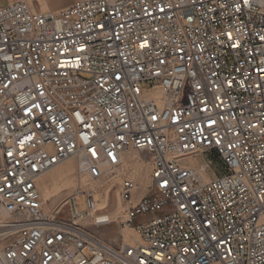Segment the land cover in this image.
I'll return each instance as SVG.
<instances>
[{
    "label": "built area",
    "instance_id": "built-area-1",
    "mask_svg": "<svg viewBox=\"0 0 264 264\" xmlns=\"http://www.w3.org/2000/svg\"><path fill=\"white\" fill-rule=\"evenodd\" d=\"M0 1V264H264V0ZM130 151L150 184L123 179L118 220L93 190L43 207L56 166L98 181Z\"/></svg>",
    "mask_w": 264,
    "mask_h": 264
},
{
    "label": "rangeland",
    "instance_id": "rangeland-1",
    "mask_svg": "<svg viewBox=\"0 0 264 264\" xmlns=\"http://www.w3.org/2000/svg\"><path fill=\"white\" fill-rule=\"evenodd\" d=\"M29 5L33 7L34 10L41 11H58L61 10L73 2L78 0H25ZM65 2L69 1L67 4L59 7H55L52 2ZM4 3L0 1V6H3ZM44 5L46 8H44ZM84 78H88V76H82ZM134 159L133 162H127L124 157L122 166L114 173L110 174L111 179L108 182H103L101 180L94 181L87 177H83L82 180L76 181L77 168L76 163L73 159H69L60 165L56 166L46 174H44L37 182V187L40 192L43 207L50 211L56 206H60L65 202V199L74 193L78 187L81 186L82 190H93L95 192V197L97 196V209L98 204H103V200L106 201V205L102 209H98L99 211H104L109 214L110 218H115L121 211L118 217H122V212L125 209L123 202L119 196V186L123 179H131L136 183L135 192L138 194H144L148 189L150 184V168L147 157L136 151H130V153ZM137 159H140V164L136 165ZM197 160L202 162V158L198 157ZM192 164L196 163V160L190 161ZM57 170H62L65 172V176L62 178H56ZM123 170V171H122ZM54 174V175H53ZM75 206L77 212L82 213L87 211V203L86 196L83 193H79L75 196ZM66 212H63L65 215ZM161 212H157L155 215H161ZM116 218V219H117ZM115 219V220H116ZM118 220V219H117ZM143 220L142 217H138L136 221ZM84 225H87L91 229L94 228L92 222L86 220L83 222ZM115 223H112L110 226L106 228L95 229L97 236L103 240L111 241L115 243H120V236L116 231L120 232ZM128 230V229H125ZM120 234V233H119Z\"/></svg>",
    "mask_w": 264,
    "mask_h": 264
},
{
    "label": "bare ground",
    "instance_id": "bare-ground-1",
    "mask_svg": "<svg viewBox=\"0 0 264 264\" xmlns=\"http://www.w3.org/2000/svg\"><path fill=\"white\" fill-rule=\"evenodd\" d=\"M125 158H126V161L127 162H133V159H134V157L131 155V154H126L125 155ZM136 163V165H139L140 164V159L138 160L137 159V161L135 162ZM195 167L196 166H198V164H197V161H196V163L195 164H193ZM123 171V170H122ZM57 176H56V178H62L63 176H65V172H63L62 170H57V172L55 173ZM54 175V174H53ZM110 179H111V176L109 175V176H107V177H104L103 179H101V181H103V182H108V181H110ZM77 180H82V178H80L79 179V177H78V174H76V181ZM77 191H83L82 190V188H81V186L80 187H78V189L75 191V192H77ZM95 200H97V196L95 197ZM105 205H106V201L105 200H103V204L101 203V204H98V209H102V208H104L105 207ZM96 208H97V205H96ZM97 209V210H98ZM120 212L121 211H118V213L120 214ZM119 214L117 215V216H119ZM98 215H96V214H94L93 215V217L95 218V217H97ZM117 216L115 217V218H111L112 220H115L116 218H117ZM108 217H109V214H108ZM110 218V217H109ZM110 226V225H109ZM108 227V226H107ZM106 228V227H105ZM95 229L96 228H93V230L95 231ZM104 229V228H103ZM122 236H123V242L124 243H127L131 238H133L135 235H134V233L131 231V230H125V229H122V230H120V232H119Z\"/></svg>",
    "mask_w": 264,
    "mask_h": 264
},
{
    "label": "crops",
    "instance_id": "crops-1",
    "mask_svg": "<svg viewBox=\"0 0 264 264\" xmlns=\"http://www.w3.org/2000/svg\"><path fill=\"white\" fill-rule=\"evenodd\" d=\"M52 2L54 3L55 7H59V6H63L65 4H67L69 1L61 2V3H57V2H54V1H52ZM44 8H46L45 5H44ZM141 196H142V194H138V193L135 192L133 197H132V204L138 203V201L140 200Z\"/></svg>",
    "mask_w": 264,
    "mask_h": 264
}]
</instances>
